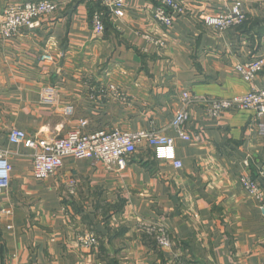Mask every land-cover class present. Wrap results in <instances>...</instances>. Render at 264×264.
Instances as JSON below:
<instances>
[{
  "label": "crops",
  "instance_id": "0c3cea01",
  "mask_svg": "<svg viewBox=\"0 0 264 264\" xmlns=\"http://www.w3.org/2000/svg\"><path fill=\"white\" fill-rule=\"evenodd\" d=\"M27 1L0 0V15ZM51 1L58 9L39 27L0 33V148L13 167L11 186L0 193V264H264V137L255 127L264 116L214 117L201 101L182 99L185 91L229 98L252 89L236 65L264 57V0H181L185 11L169 31L152 18L159 0H125L120 18L99 0ZM235 1L244 4L242 24L221 32L205 24V14ZM100 10L105 31L98 34L92 15ZM253 85L264 89V68ZM46 86L56 89V103L41 102ZM183 107L190 140L172 126ZM80 120L89 132L162 131L175 139L182 166L142 143L122 172L68 155L56 174L37 179L33 150L9 141L13 129L64 137ZM244 175L257 181L262 201L243 189ZM140 219L166 225L172 248L157 247ZM88 231L99 239L93 249L77 243Z\"/></svg>",
  "mask_w": 264,
  "mask_h": 264
},
{
  "label": "built area",
  "instance_id": "2783aa9c",
  "mask_svg": "<svg viewBox=\"0 0 264 264\" xmlns=\"http://www.w3.org/2000/svg\"><path fill=\"white\" fill-rule=\"evenodd\" d=\"M201 5H207L210 0H193ZM101 5L115 17L125 15V0H99ZM58 6L51 0H31L24 3L10 4L4 8L0 15V33L5 38H10L19 33L22 28L35 29L40 26L41 19L57 11ZM185 11L181 0H159V4L152 12V18L158 24L169 31L174 26V15L183 14ZM246 11L242 1H235L227 11L216 14H205L204 22L215 31H224L228 28L242 24L246 20ZM93 28L101 34L105 31L103 11H95L92 15ZM145 38L162 48L166 41L153 33L145 34ZM43 59L52 60L51 55H44ZM264 68V57H259L236 65L241 77L252 85V89L244 94L229 98L214 96L200 97L190 91L182 94L186 104L201 101L208 115L221 116L226 112L243 110L253 111L256 116H264V89H257L253 82L258 73ZM111 91L117 92L114 84L107 86ZM43 103H56L57 91L52 86L44 87L40 92ZM70 110L67 109V112ZM190 120L187 108L179 110L172 126L179 138L190 140L191 137L185 131V126ZM86 120H80L74 129L64 137L29 135L21 129H13L9 134V141L23 144L33 150V176L37 179L48 178L56 174L63 166L64 157L73 155L79 158H90L101 162L107 169L122 172L128 165L129 156L142 143L154 148L158 159L172 162L177 168L182 166L175 153V139L158 130L125 131L119 128L111 130H97L89 132L85 129ZM257 133L264 137V120L255 123ZM198 138V136H196ZM12 164L8 157V151L0 148V193L7 191L11 186ZM264 179V168L260 171ZM240 183L247 193L263 200L262 191L256 180L244 175ZM5 213H11L5 210ZM138 228L155 240L160 249L172 248V235L168 227L157 221L140 219ZM98 236L94 232H83L77 236V243L86 248L93 249L98 244Z\"/></svg>",
  "mask_w": 264,
  "mask_h": 264
}]
</instances>
